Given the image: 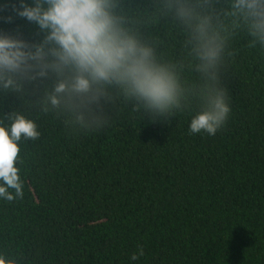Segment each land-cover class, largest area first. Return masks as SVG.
<instances>
[{"label":"trees","instance_id":"1","mask_svg":"<svg viewBox=\"0 0 264 264\" xmlns=\"http://www.w3.org/2000/svg\"><path fill=\"white\" fill-rule=\"evenodd\" d=\"M248 2L110 0L176 77L177 102L163 113L117 82L56 92L75 73L51 54L50 29L0 19V32L47 53L0 76V122L22 113L40 132L21 141L23 197L0 200V250L18 264H264V31ZM220 93L226 123L190 134Z\"/></svg>","mask_w":264,"mask_h":264},{"label":"clouds","instance_id":"2","mask_svg":"<svg viewBox=\"0 0 264 264\" xmlns=\"http://www.w3.org/2000/svg\"><path fill=\"white\" fill-rule=\"evenodd\" d=\"M264 0H251L243 6L256 17L254 27L264 31ZM180 15L189 10L180 9ZM16 18L37 22L41 28L50 29L47 41L54 42L51 50L60 66L74 70L70 84L61 81L56 92L67 87L81 93L88 92L94 83L117 82L126 93L141 99L150 109L163 113L169 110L178 96V83L166 65L159 64L152 49L142 44L136 36L126 31L112 11L110 0H49L47 8L29 4L28 0H0V19L12 23ZM205 31V24L199 26ZM204 56L212 61L218 49L211 39L204 44ZM35 48V50H33ZM47 53L42 45H30L8 32H0V76L27 66L30 60H42ZM13 84L11 79L5 87ZM59 102L58 97L51 98ZM231 105L223 93L218 94L209 108L192 116L189 133L205 132L215 135L226 123ZM10 125L0 122V200L12 201L24 195V181L18 166L21 141L40 135L37 124L22 113H14ZM144 255L143 247L139 254ZM0 264H18V261L0 250Z\"/></svg>","mask_w":264,"mask_h":264}]
</instances>
